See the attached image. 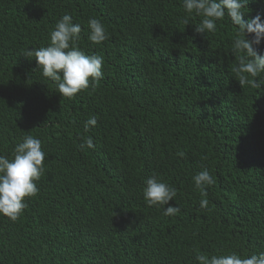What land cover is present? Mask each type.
Returning a JSON list of instances; mask_svg holds the SVG:
<instances>
[{"label":"trees","instance_id":"obj_1","mask_svg":"<svg viewBox=\"0 0 264 264\" xmlns=\"http://www.w3.org/2000/svg\"><path fill=\"white\" fill-rule=\"evenodd\" d=\"M182 4L0 0V155L12 158L26 135L46 153L23 215H0V264H197L198 253L264 252V92L235 78L230 19L198 34L202 18L185 24ZM245 11L246 21L264 17V0ZM65 14L82 27L78 47L104 58L99 85L74 98L23 55L47 46ZM89 18L107 30L99 45ZM256 49L264 55V43ZM89 136L95 147L81 148ZM205 169L215 183L202 197L192 177ZM151 177L177 189L169 204L179 213L146 204Z\"/></svg>","mask_w":264,"mask_h":264},{"label":"clouds","instance_id":"obj_2","mask_svg":"<svg viewBox=\"0 0 264 264\" xmlns=\"http://www.w3.org/2000/svg\"><path fill=\"white\" fill-rule=\"evenodd\" d=\"M249 0H183L182 7L186 13L184 23L195 14L201 17L196 24L198 34L215 33L217 22L227 18L236 26V37L232 41L231 51L238 61L233 68L235 78L242 88L248 86L264 92V55L256 46L264 43V17L256 15L245 20ZM89 40L93 44H101L109 36L100 19L89 18L87 22ZM82 27L73 23L72 16L63 15L50 33V43L39 48L26 49L23 55L35 58L42 75L56 84L58 93L66 98H74L78 93L92 87L95 89L103 79L104 58L100 55H87L77 45ZM95 115L85 121V129L96 126ZM94 148L91 136L84 140L81 148ZM184 157L185 153H176ZM46 153L42 149V141L32 135H26L13 150L12 158L0 155V215L17 221L28 207L26 198L38 194L37 182L44 175ZM195 187L201 196L207 195V187L215 181L211 173L205 169L192 177ZM143 196L148 206H166L163 214L173 216L180 212L179 206H171L170 201L177 196L174 186L156 177L146 180ZM207 199L200 200V207L208 208ZM197 264H264V252L242 257L236 252L229 254H197Z\"/></svg>","mask_w":264,"mask_h":264}]
</instances>
